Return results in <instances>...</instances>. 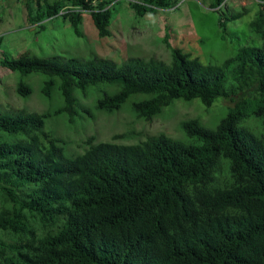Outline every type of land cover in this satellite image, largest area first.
<instances>
[{
	"label": "trees",
	"instance_id": "16d2710c",
	"mask_svg": "<svg viewBox=\"0 0 264 264\" xmlns=\"http://www.w3.org/2000/svg\"><path fill=\"white\" fill-rule=\"evenodd\" d=\"M69 1L90 9L100 35L109 33L111 0ZM221 2L210 6L225 31L243 11L228 13ZM176 3L132 1L139 14ZM65 5L38 2L29 16L42 24L62 15L79 32L82 12L58 14ZM250 24L262 43L242 44L217 63L176 46L170 60L13 56L0 36V63L41 75V93L48 100L56 94L53 112L69 121L102 84L97 108L116 110L133 97L135 114L147 120L179 98L206 106L218 96L234 99L213 127L184 119L188 140L165 132L129 143L92 135L71 154L45 129L48 112L0 109V230L15 236L0 240V264H264V133L240 123L250 110L264 125L263 14ZM15 90L28 95L32 86L19 78ZM30 217L46 230L38 233Z\"/></svg>",
	"mask_w": 264,
	"mask_h": 264
},
{
	"label": "rangeland",
	"instance_id": "374dc122",
	"mask_svg": "<svg viewBox=\"0 0 264 264\" xmlns=\"http://www.w3.org/2000/svg\"><path fill=\"white\" fill-rule=\"evenodd\" d=\"M69 0H0V36L2 48L13 56L28 51L38 55L61 54L65 56L105 57L121 62L129 56L157 57L171 59V47H179L201 61L221 62L232 55L242 44L262 43L260 35L251 27V20L258 12L264 16L262 0H222L220 8L226 12L243 11V14L227 22L225 31L218 24V13L210 6L212 0H177L176 6L157 8L139 14L132 1L111 0L112 17L109 33L100 35L87 11L82 12L78 23L79 32L74 31L68 18L55 15L42 24L33 22V14L38 2L54 4ZM2 50L0 48V58ZM19 78L30 83L32 92L21 95L15 85ZM41 75H21L0 63V109L23 108L29 111H46L45 129L64 146L67 154L77 153L86 146L85 140L92 135L95 141L114 140L136 142L147 135L165 132L174 137L188 140L182 128V121L198 117L205 125L213 127L234 104V99L218 96L210 106L199 98L176 99L165 106L161 113L152 119L138 117L132 108L130 97L116 110L106 111L95 106V97L106 89L102 84L96 90L82 97L87 109H79V115L69 121L67 116L54 113L60 102L56 94L50 100L40 91ZM230 77L225 80L229 84ZM234 98L236 96H233ZM237 98V97H236ZM51 102V104H50ZM247 117L240 123L257 134L264 133L260 119L248 110ZM121 133L122 136L114 137ZM38 233L46 229L30 217ZM0 240L10 242L15 236L9 231L0 230Z\"/></svg>",
	"mask_w": 264,
	"mask_h": 264
},
{
	"label": "built area",
	"instance_id": "2783aa9c",
	"mask_svg": "<svg viewBox=\"0 0 264 264\" xmlns=\"http://www.w3.org/2000/svg\"><path fill=\"white\" fill-rule=\"evenodd\" d=\"M71 10H79L81 12H84V11L89 12L90 9L83 8L82 6H78V5L76 6V5L69 4V5H65L62 9H60L58 14H62V13H65V12H68Z\"/></svg>",
	"mask_w": 264,
	"mask_h": 264
}]
</instances>
